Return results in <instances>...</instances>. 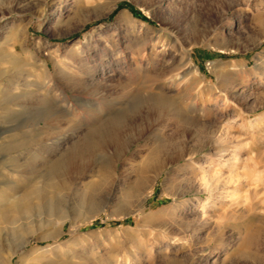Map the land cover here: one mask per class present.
<instances>
[{
  "label": "rangeland",
  "instance_id": "374dc122",
  "mask_svg": "<svg viewBox=\"0 0 264 264\" xmlns=\"http://www.w3.org/2000/svg\"><path fill=\"white\" fill-rule=\"evenodd\" d=\"M76 1L0 0V230L30 239L10 264H264V0H116L58 23ZM78 135L95 139L68 189L19 201L26 158ZM151 149L177 157L125 202Z\"/></svg>",
  "mask_w": 264,
  "mask_h": 264
},
{
  "label": "bare ground",
  "instance_id": "6f19581e",
  "mask_svg": "<svg viewBox=\"0 0 264 264\" xmlns=\"http://www.w3.org/2000/svg\"><path fill=\"white\" fill-rule=\"evenodd\" d=\"M64 1H66V0H64ZM115 1L116 0H107L106 2H104L103 0H78V1H76V3L81 4L80 7H81L82 11L77 12L76 17H75L76 19L74 21L70 20L71 19V13L74 10L72 8L69 10V11H71V13H69L66 16L61 12L59 14L58 19H57V22L62 23V24L68 23V25H71V24L73 25V23H71V22H74V25H80L81 23L88 20L87 17H88L90 12H96L97 15L101 16L104 14L105 10H107V11L113 10V8L116 6ZM61 2H62V0H61ZM60 7H61V5H60ZM90 7H92V8H90ZM262 35L263 34L259 33L257 36L260 39V36H261V38L264 37V35L263 36ZM22 39H24V38H22ZM178 80L180 81V83L172 82L173 85H171V86L176 88V89H180L182 86V83H181L182 78L179 77L177 79V81ZM48 82H50L49 79H48L47 83ZM182 87L184 88V85ZM47 89L49 90V87ZM160 97L162 98L160 100L162 103H168L169 100L171 99V97L168 95L167 96H160ZM191 103H193V101ZM175 107H176V105H175ZM175 110H176V108H175ZM52 131L53 130L51 128H47L45 131L46 135L50 136L52 134ZM184 131L192 132V129L184 128ZM61 136H63V134ZM65 138H66V142L64 144H62L55 151V154L53 156L52 155L44 156L45 152L39 151V152L33 154L32 156H28L26 158L27 162H24V165L26 166L25 172H27L26 183L24 182V183L20 184V182L18 183L15 181H10V183H9L10 184L9 190H25L23 192V194L21 193V196L19 195L20 196L19 201L23 202V201L29 200V202H30V199L32 197H38L39 200H45L48 203H51V202H53V200L55 198V193L57 190L68 189V187L70 186L68 184L72 181L70 179V173L75 168V165L77 164L78 160H81L82 158H84V155H82V153L79 150H76L75 147H77L78 145H80L84 141L86 142V141H92L93 140V142H94L95 138H92V137L89 138V136L85 138V137H81L78 135V136H74L73 139H70L69 142H67L68 137H65ZM220 138H217L216 143L220 142ZM70 148H72V149H70ZM229 150L230 149L227 147H220L219 148V155L225 156L228 154ZM174 157H177V156H173V154L168 153V152L159 151V149H151L148 152V154L142 159L141 163L134 169V171H136L137 178L133 179V181L129 182L127 184V186H125V188L123 190H121V195H122V198L124 199V201L130 203V200L137 198V197L139 198L141 195H143L146 191L147 186L151 183V174L155 175V180H156L163 173L164 167L167 164V162H169V161L171 162V160H173ZM38 160L39 161L43 160L42 162H46V163L42 164V168H39L40 163L37 164ZM117 161H115V162L108 161L105 164H102L100 166V168L97 170V173H99V176H101V175L104 176L105 174L108 175V173L110 174L112 171L115 173V171H117V168H118ZM93 170L95 171V168H92L89 171H93ZM94 175H95V173H94ZM259 194L260 193L258 192L257 195H259ZM0 199H3V198H0ZM259 202L262 204V208L264 209V197H260ZM2 205L4 206V204H2ZM143 205H144L143 202H140L137 206V210H140V208ZM30 207L31 206H29V208ZM54 207H56V206H51V209ZM254 209H256V208L253 205H250V207L247 210V215L251 214L254 211ZM248 218L250 220L258 219L255 216V214L248 216ZM5 220L7 221V226L5 229L3 228L0 230V242L1 243H7L11 246V249L8 252V262L6 263V264H10L11 263L10 261L14 255L20 254V253L22 254L25 251V247L29 243L30 239L29 238L28 239L23 238L22 231H24L23 228L25 227L23 221H20V220L17 221V219L9 221L8 217H6V216H5ZM259 220H261V219H259ZM253 221L254 220H252V222ZM262 222H264V220ZM21 257L25 258V255L22 254ZM202 259L203 258H201V257L199 258L200 261H202ZM189 263H190L189 261L183 262L180 260H176V261H172L169 264H189ZM199 264H201V263H199Z\"/></svg>",
  "mask_w": 264,
  "mask_h": 264
}]
</instances>
